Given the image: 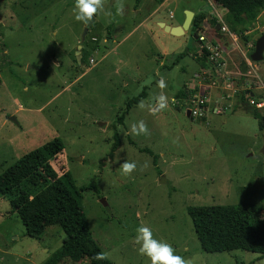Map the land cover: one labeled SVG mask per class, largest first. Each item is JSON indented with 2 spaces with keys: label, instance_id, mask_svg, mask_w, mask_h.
<instances>
[{
  "label": "rangeland",
  "instance_id": "obj_1",
  "mask_svg": "<svg viewBox=\"0 0 264 264\" xmlns=\"http://www.w3.org/2000/svg\"><path fill=\"white\" fill-rule=\"evenodd\" d=\"M160 1L164 4L158 15L168 23L182 24L186 11H204L206 24L199 28L214 45L211 20L219 21L221 15L228 31L217 41L220 65L207 62L187 96L204 90L216 100L230 92L223 89L226 83L218 85V78L227 80L236 91L223 113L191 119L186 105L171 100L183 97L177 91L187 88L200 68L192 56L196 39L191 30L173 39L153 17L122 40ZM141 2L101 0L78 63L75 51L83 23L73 18L74 0H0V173L56 137L62 149L50 163L58 174L66 171L80 189L91 236L113 264H149L133 242L138 226L151 229L155 239L171 245L187 264H264V256L251 251L203 250L187 214L189 206L252 202L263 207L264 217V132L245 111L254 108L264 115V105L256 108L247 95L242 101L235 95L248 90L255 98L264 96V52L261 61L250 60L251 66L245 61L264 33V12L240 36L212 0ZM157 71L158 76L165 72L163 89L153 79ZM142 91L144 97L127 109V101ZM159 95L167 107L157 110ZM141 102L143 108L138 107ZM138 122L146 131L133 135L130 126ZM114 134L119 145L111 152ZM125 162L136 165L127 175L121 172ZM20 187L31 193L39 189L27 182ZM13 195L0 193V264H43L61 245L63 230L53 224L39 238L26 236L10 204Z\"/></svg>",
  "mask_w": 264,
  "mask_h": 264
},
{
  "label": "trees",
  "instance_id": "obj_2",
  "mask_svg": "<svg viewBox=\"0 0 264 264\" xmlns=\"http://www.w3.org/2000/svg\"><path fill=\"white\" fill-rule=\"evenodd\" d=\"M215 6L226 10L225 20L231 31L242 36L264 10V0H212ZM201 11L193 16L191 26L198 29L206 18ZM217 23L216 19L211 20ZM196 27V28H195ZM245 39L246 37L243 36ZM254 45V43H253ZM201 63H207V50L201 47ZM250 59V58H249ZM88 62V58H87ZM241 70L244 72L245 67ZM194 92H191L192 94ZM250 92H236L237 101L244 100ZM145 95L142 91L127 101L126 108L138 103ZM179 95L187 96L183 90ZM264 132V115L256 109L247 108ZM121 117L118 121H121ZM119 145L118 135L114 134L113 152ZM62 144L53 138L43 145L23 154L13 164L0 173V193H13L10 204L16 211L26 236L39 238L46 226L58 225L64 233L61 245L44 260L43 264H59L64 260L87 264H113L101 251L91 236L81 205V191L76 188L70 175L60 174L50 161L61 153ZM27 182L38 187L36 193L20 187ZM263 207L252 202L232 205L189 206L187 214L191 219L194 233L200 247L205 251H231L241 249L264 256V217L260 216ZM103 257V258H99Z\"/></svg>",
  "mask_w": 264,
  "mask_h": 264
},
{
  "label": "clouds",
  "instance_id": "obj_3",
  "mask_svg": "<svg viewBox=\"0 0 264 264\" xmlns=\"http://www.w3.org/2000/svg\"><path fill=\"white\" fill-rule=\"evenodd\" d=\"M102 7L101 0H74V19L81 23L87 24L92 19L93 14ZM158 87L163 89L164 82H158ZM156 109H164L167 107V101L164 95H159L156 98ZM138 107L143 108L141 102ZM131 133L137 135L146 131L143 122L132 124L130 126ZM136 165L134 163L125 162L121 166V172L124 175L131 173ZM133 242L138 245L136 251L148 259L149 264H187V262L179 255L174 254V249L168 243L157 240L153 237L152 230L138 226L136 234L133 237ZM103 258V257H99Z\"/></svg>",
  "mask_w": 264,
  "mask_h": 264
},
{
  "label": "built area",
  "instance_id": "obj_4",
  "mask_svg": "<svg viewBox=\"0 0 264 264\" xmlns=\"http://www.w3.org/2000/svg\"><path fill=\"white\" fill-rule=\"evenodd\" d=\"M171 16V14H170ZM219 17V16H218ZM219 25H220V31L221 32H227L228 28L225 25V23L222 22L221 17H219ZM197 35V40L200 42V47L206 48L208 54H207V59L208 62L216 65H220L218 63V59L220 58V46L217 43V45H214L211 42H207V37L204 35L202 32H196ZM233 36V34H231ZM206 41V42H205ZM246 63L251 66V61L250 59H245ZM88 64H94V59L89 58L88 59ZM221 83H226L223 89L229 90L230 92L228 93H223L218 99L212 100V97L206 93V91H198L194 92L192 94H189L188 96L179 98V101H176L175 98L171 99L175 105H186L185 111L189 112L188 117L191 119L193 118H203L206 116L207 112H211L214 114H221L227 108H229L232 104L231 102V96L235 93L236 88L232 85V83H228L226 81H222ZM221 83H218L220 85ZM215 86V85H214ZM209 88L211 87L210 85L208 86ZM242 88V86H241ZM248 92V90H247ZM252 92V91H249ZM248 98V103L256 108H261L264 105V96H259L257 98L254 97V94L252 92V95H247ZM214 102L216 104L213 105H208V103Z\"/></svg>",
  "mask_w": 264,
  "mask_h": 264
},
{
  "label": "crops",
  "instance_id": "obj_5",
  "mask_svg": "<svg viewBox=\"0 0 264 264\" xmlns=\"http://www.w3.org/2000/svg\"><path fill=\"white\" fill-rule=\"evenodd\" d=\"M147 1H152V0H142V2H141V4L142 5H140V6H144V4L147 2ZM138 3H139V1H138ZM164 4V2L163 1H160V2H158L157 3V5H155L154 7H152V8H150V9H148L147 11H146V13H145V15H144V17L139 21V23H137L136 25H135V27L134 28H132L131 30H129V31H127L126 32V34L124 35V37L122 38V40H125V39H128L131 35H133V33L137 30V29H139V28H143L144 27V25L149 21V20H151L153 17H155V21H156V25L158 26V28L160 27V29H161V31L163 32V33H166V34H168V35H170L169 37H173V39H175V38H177V37H179V36H181V35H185L186 34V31H184L183 32V34H180V35H173V34H170L169 32H167L166 30H164L163 28H162V26H160V24L162 23V24H164V25H168L169 27H172V26H180L181 25V22L180 23H168V22H166L164 19H161L160 18V16L158 15V12H159V10H160V8L162 7V5ZM137 12H139L141 9H139L138 7H136V9H135ZM222 10L223 11H225V13H226V10L225 9H223L222 8ZM263 12H264V10H263ZM262 12V13H263ZM261 13V14H262ZM170 14H171V16H170ZM170 14H169V17L171 18L172 16H173V14L170 12ZM193 16H194V14H193ZM223 16V15H222ZM219 17H221V15L219 14ZM218 17V18H219ZM222 18V17H221ZM219 21H220V19H219ZM219 21H217V23H214L215 25H214V33H213V36H214V40H215V42L216 43H218L217 41H220L221 40V38L223 37V35H224V32H221L220 30L218 31V30H216V25L219 23ZM159 24V25H158ZM206 24V21L204 20L203 22H202V24H200L199 25V27L201 26V25H205ZM82 26L84 27L85 26V24L83 23L82 24ZM198 27V29H196L195 31L193 30V28H194V26H191L190 25V27H189V30H191L194 34H193V38H194V35L196 34V32L198 31V32H202L204 35H206L207 34V32H203L200 28ZM196 28V27H195ZM208 31V34H211V32H210V30H207ZM141 32H144V29L141 31ZM153 35V34H152ZM109 37V36H108ZM108 37H104V39H103V41H107L108 40ZM206 37L208 38V35H206ZM93 38H95V36H92L91 37V41H92V39ZM194 39H196V38H194ZM232 39H236V36L233 34V36H232ZM227 46V45H226ZM200 42H198V40L196 39V41H195V46H193V57H194V59H195V61L198 63V64H200V68H199V70H197L196 72H195V74L193 75V80L192 81H190V83H189V85H188V87L187 88H182V89H180V90H176L177 91V93H179V91H181V90H183L184 91V93L187 95L188 93V89H191L192 88V85L194 84L193 82H194V80H195V77H196V75L198 74V73H201V72H203V70H204V67L206 66V64L207 63H201V56L199 55V57L198 58H196V53H199V50H200ZM97 50V47H94V49H93V51L95 52ZM104 56V55H103ZM248 65V64H247ZM163 66V68H165V66L164 65H162ZM166 69V68H165ZM158 73H159V71H157V73L156 72H154V74L152 73V75H153V79L154 80H156V82H159V81H163V82H165L166 81V77H163L164 76V74H165V72L164 73H162L160 76H158ZM221 78H220V83H221ZM124 84L126 85L127 84V81H125L124 82ZM186 86V85H185ZM176 91H175V94H173V96H175L177 93H176ZM174 98V97H173ZM172 98V99H173Z\"/></svg>",
  "mask_w": 264,
  "mask_h": 264
},
{
  "label": "water",
  "instance_id": "obj_6",
  "mask_svg": "<svg viewBox=\"0 0 264 264\" xmlns=\"http://www.w3.org/2000/svg\"><path fill=\"white\" fill-rule=\"evenodd\" d=\"M192 19H193V12L186 11L185 18L183 20V23L180 26L169 27L168 25H164L162 23L160 24V26H162V28L166 30L167 32H169L170 34L180 35V34H183L184 31L189 29ZM92 21H93V17L91 20L87 22V24H85V26L82 29V33L80 35V40H79L80 44L77 46L78 50L75 51L76 53L75 57L78 63L80 62L79 49L81 47V43L85 39L86 32L88 30V27L91 25ZM216 30L218 31L220 30L219 24L216 25ZM194 38H197L196 34L194 35ZM253 48H254L253 51L249 55L250 60L253 62L261 61L263 59V52H264V33L261 34V36H259L256 39V41L254 42ZM217 82L220 83V78H218ZM249 95H252V92H250ZM186 115L187 116L189 115L188 111L186 112ZM10 120H12L13 122H16L15 117H10ZM263 151H264V135H263ZM159 181L163 182L164 177L161 176ZM101 202L105 204V201L103 199H101Z\"/></svg>",
  "mask_w": 264,
  "mask_h": 264
}]
</instances>
